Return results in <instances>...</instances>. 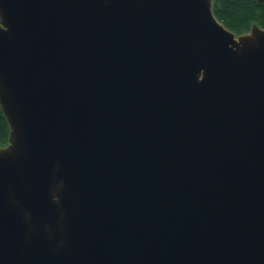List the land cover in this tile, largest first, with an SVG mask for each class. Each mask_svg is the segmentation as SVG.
<instances>
[{
	"label": "water",
	"instance_id": "obj_1",
	"mask_svg": "<svg viewBox=\"0 0 264 264\" xmlns=\"http://www.w3.org/2000/svg\"><path fill=\"white\" fill-rule=\"evenodd\" d=\"M0 106V264H264V28L0 0Z\"/></svg>",
	"mask_w": 264,
	"mask_h": 264
},
{
	"label": "trees",
	"instance_id": "obj_2",
	"mask_svg": "<svg viewBox=\"0 0 264 264\" xmlns=\"http://www.w3.org/2000/svg\"><path fill=\"white\" fill-rule=\"evenodd\" d=\"M216 18L236 35L247 33L253 25L264 28V3L258 0H213ZM10 126L0 106V146L9 143Z\"/></svg>",
	"mask_w": 264,
	"mask_h": 264
},
{
	"label": "rangeland",
	"instance_id": "obj_3",
	"mask_svg": "<svg viewBox=\"0 0 264 264\" xmlns=\"http://www.w3.org/2000/svg\"><path fill=\"white\" fill-rule=\"evenodd\" d=\"M212 2H213V0H212ZM6 146V145H5Z\"/></svg>",
	"mask_w": 264,
	"mask_h": 264
}]
</instances>
